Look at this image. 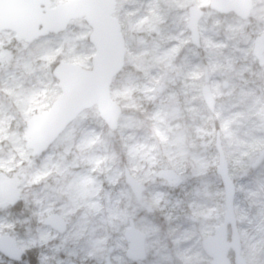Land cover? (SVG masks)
Instances as JSON below:
<instances>
[{"label": "rangeland", "instance_id": "1", "mask_svg": "<svg viewBox=\"0 0 264 264\" xmlns=\"http://www.w3.org/2000/svg\"><path fill=\"white\" fill-rule=\"evenodd\" d=\"M58 1L64 0H52ZM210 1L117 0L126 43L125 67L111 86L122 107L117 129H108L93 107L37 157L25 148L26 122L59 96L52 74L57 63L91 68L90 31L77 21L18 50L15 34L0 32V50L15 49L0 56V174L15 181L34 221L30 228L7 204L0 208V236L36 251L37 264H132L124 238L132 221L145 235V259L135 264H209L201 242L225 211L216 174L219 134L236 187L241 254L248 264H264V160H258L264 150V0H252L247 20L211 9ZM190 7L204 11L199 49L191 44ZM205 85L216 101L213 113L202 100ZM125 170L139 183L140 200L125 183ZM162 170L177 178L167 180ZM50 214L66 223L63 234L43 224ZM21 262L0 254V264Z\"/></svg>", "mask_w": 264, "mask_h": 264}, {"label": "water", "instance_id": "2", "mask_svg": "<svg viewBox=\"0 0 264 264\" xmlns=\"http://www.w3.org/2000/svg\"><path fill=\"white\" fill-rule=\"evenodd\" d=\"M116 0H70L52 6L50 0H0V32L15 33L16 41L31 43L38 38L59 34L66 30L70 21L83 19L90 28L89 43L94 49L91 68L74 63L59 62L52 70L61 91L45 114H33L26 122L25 148L36 157L48 150L58 136L84 110L96 107L99 117L110 130H116L121 107L111 98L113 79L124 68L126 46L119 20L114 16ZM210 8L221 14L234 13L246 20L252 10V0H211ZM203 11L189 8L188 29L191 42L200 47L198 31ZM254 55L261 58L259 38L255 40ZM202 98L213 112L215 99L208 86L202 88ZM215 147L218 152L216 174L219 176L225 200L223 223L214 233L202 241V249L210 259L209 264H248L241 255L242 247L234 215L235 185L229 176L227 161L219 134ZM264 158L261 151L259 160ZM161 175L168 180L176 179L172 171L164 170ZM125 182L137 200L141 198L139 183L126 170ZM22 200L15 182L0 174V206L10 203L15 206ZM59 233L65 231L63 221L55 214L44 220ZM125 239L128 242L127 258L132 262L145 259V235L129 222ZM233 253V262L229 253ZM0 254L12 261H20L25 252L14 238L0 236Z\"/></svg>", "mask_w": 264, "mask_h": 264}, {"label": "trees", "instance_id": "3", "mask_svg": "<svg viewBox=\"0 0 264 264\" xmlns=\"http://www.w3.org/2000/svg\"><path fill=\"white\" fill-rule=\"evenodd\" d=\"M14 46L17 47V50L19 48H22L24 46H26V44H24L23 42H20V43H16ZM7 53L9 54H13L15 53V49H13V47L9 48V49H6L5 51H1L0 50V56H3L1 58V60H4V57L7 56ZM1 64V62H0ZM264 68V67H263ZM116 147H117V151L120 152V148L118 146V144L116 143L115 144ZM9 211L10 212H13L15 214H20V216L22 218H26L27 219V225L30 227V228H34V221L33 219L30 217L29 213L25 211V208L22 207V204H19L15 207H12L10 206L9 207ZM37 254L36 251H27L22 259V261L24 260L25 263L27 264H37V261H36V258H35V255ZM24 262H21L19 264H24Z\"/></svg>", "mask_w": 264, "mask_h": 264}, {"label": "flooded vegetation", "instance_id": "4", "mask_svg": "<svg viewBox=\"0 0 264 264\" xmlns=\"http://www.w3.org/2000/svg\"><path fill=\"white\" fill-rule=\"evenodd\" d=\"M116 4H117V0H116ZM115 11H116V6H115ZM83 23H84V21H83ZM85 24V23H84Z\"/></svg>", "mask_w": 264, "mask_h": 264}, {"label": "bare ground", "instance_id": "5", "mask_svg": "<svg viewBox=\"0 0 264 264\" xmlns=\"http://www.w3.org/2000/svg\"><path fill=\"white\" fill-rule=\"evenodd\" d=\"M78 198V197H77ZM65 207V206H64Z\"/></svg>", "mask_w": 264, "mask_h": 264}]
</instances>
